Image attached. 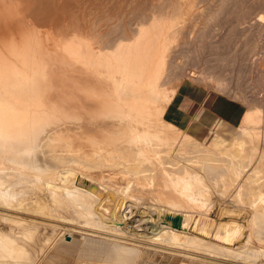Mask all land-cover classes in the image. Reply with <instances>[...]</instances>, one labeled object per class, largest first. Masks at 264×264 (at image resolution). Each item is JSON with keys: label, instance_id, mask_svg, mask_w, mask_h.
Returning a JSON list of instances; mask_svg holds the SVG:
<instances>
[{"label": "bare ground", "instance_id": "1", "mask_svg": "<svg viewBox=\"0 0 264 264\" xmlns=\"http://www.w3.org/2000/svg\"><path fill=\"white\" fill-rule=\"evenodd\" d=\"M260 11L264 0H0V264H33L31 246L40 231L74 221L102 236L98 244L107 249L101 261L80 264H134L142 246L154 243L192 259L233 254L244 221L220 220L209 232L201 209L198 218L186 208L211 203L196 164L211 175L240 168L231 185L240 194L258 182L251 174L264 175V130L248 134L255 142L247 165L242 144L235 155L185 157L191 144L207 148L166 123L163 114L183 86L179 77L188 75L186 60L206 49L224 68L259 70ZM263 82L260 74L249 83L254 113L264 112ZM251 111L242 125L254 121ZM260 119L254 122L264 123ZM67 163L72 167L65 169ZM102 167L130 171L167 205L148 211L83 173ZM59 179L64 184L57 186ZM254 195L241 211L259 227L264 199ZM166 215H180L181 227L173 228ZM79 240L89 246L93 239L80 234Z\"/></svg>", "mask_w": 264, "mask_h": 264}, {"label": "rangeland", "instance_id": "2", "mask_svg": "<svg viewBox=\"0 0 264 264\" xmlns=\"http://www.w3.org/2000/svg\"><path fill=\"white\" fill-rule=\"evenodd\" d=\"M260 14L264 17L263 11L262 12L260 11ZM263 37H264V35L261 37V39H259V42H258L259 43L258 44V46H259L258 51L259 52L257 51L259 54H257L255 56L256 58L259 57V59H264V54H263L264 53V44H263L264 38ZM206 51L208 54H210V51L208 49H206L204 51V54L206 56L204 54H202L203 56L201 57L200 56L201 54H200L199 56L196 57L197 60L195 58L186 60L185 63H188V61H189V63L191 62L192 67L190 66L189 63L187 65H185L186 68H188L186 70L188 75L187 74L185 75V73H183L184 75L179 77V80H181L180 78H183L181 81L182 85H185L186 83H195V84L205 86L216 94H222V95L229 97L230 99H232L234 101L243 103L247 109L245 114H249V112L253 109V104L251 103L250 98H249V94H250L249 93V83L253 82L257 78L258 75L264 74V63H263V61L258 62L259 63V70L255 69V67H254L252 69V71H250V72H248L247 70L241 71L240 69L237 70L238 68H236V67L224 68V66L223 67L220 66V64H218V62H216L215 60H212V59H215L214 55H212L213 58L210 59V56L206 53ZM207 56H208V58H207ZM255 57H253V59ZM191 58H193V57H191ZM198 60H200V61L198 62ZM195 61H197L198 64ZM193 64H195V65H193ZM188 65L192 70H190L189 67H187ZM190 71H192V72L196 71L195 72L196 74L194 73L195 77L193 75H191V76L189 75V73L193 74ZM205 73H207V74H205ZM200 74H204V75L200 76ZM203 76H204V78H203ZM201 79H203V81L204 80L205 81L203 82ZM216 80H220L222 82L221 86L217 85V83H215ZM177 83H178V81H177ZM216 85L221 87L220 88L221 91H219V88H216L217 87ZM216 90H218V91H216ZM259 96L262 99H264V84H263L261 92L259 93ZM254 111H251V113H250L252 116V119H254V121L256 122L258 119H260V117H257L259 115V116H262L260 120L263 121L264 112L262 111V109H261V111H260V109H259V111H256L257 112V113L255 112L256 114L254 113ZM255 116H256V118H255ZM163 119L166 123H168L164 117H163ZM253 122L251 124H245V125H242L243 122H241L240 125H237L234 127H229L224 123L223 124L219 123L218 129H220L222 132L225 133V137L223 138L219 135H215L214 141L218 142V144H217L218 147L209 148L211 146L204 144V142H207L212 137V135H213L212 132H213V128H214V126H213L204 135L203 139L201 138L202 139L201 141H199V139H197V138H194L197 143H202L204 145V147H206L207 149H203L198 144L196 145V147H195V145L191 144V146H189V149L191 147V149H190L191 151H189V149H188V153L186 154L185 157H196V156H200L201 153H202V155L210 154L211 151H212L211 154H214V155L216 154V156H218V157L219 156L224 157V153L228 150H231L233 152V154L235 155L237 153L236 151H238L236 148V147H238L237 145L242 144V148H243V150H245L244 151V157L245 158L242 161V163H243L242 165H247L248 162L250 161L249 157H252V155H253V153H251L252 149L254 147V144L252 143V141L255 140V139L254 140L252 139V141H251V137L248 134L250 133L251 130L256 129L255 133L258 131L263 132V130H264V123L256 124L255 122L254 123ZM168 124H170V123H168ZM252 124H254V125H252ZM179 136L183 137L182 133H179ZM249 142H250V144H249ZM192 143H194V142H192ZM197 147H199V148L197 149ZM192 149H193V151H192ZM208 149H209V151H208ZM205 150H207V152ZM194 151H195V153H194ZM198 151H199V154H198ZM203 152H205V153H203ZM228 159L229 160L234 159V161L237 160V158H234V157L233 158H226L225 164L226 163L228 164V162H229ZM218 164H217L219 166L218 168H224L225 167L224 165H223V167H221L222 165L220 163H218ZM67 165L72 167V165L70 163H67V164H65V169H66V167H68ZM196 166L198 167V168L196 167L198 170L200 169V172L203 171L200 175L203 177L202 180L205 179V181H203V182L205 185L208 186V188H209L208 190H210L208 193V196L211 197V199L209 198L211 203L209 202L210 203L209 205L208 204H205V205L198 204V205H194V206L191 205L190 207H186V208H187V210L194 212V214L196 213L195 215L198 214L197 217L200 215V213L203 216L205 215L204 217L200 215L199 216L200 218L199 217L198 218L200 220H202V222L206 221V222L202 223L203 224L202 227L207 228L209 232H211V231L214 232V230H216L214 228H211L212 225L216 224V226L219 227L218 222L220 220L223 221L226 219L228 220V219H232V218H239L241 221H244L243 225L241 226L240 233H238V235L240 234L239 239H241V237H243V238L241 239L239 246L234 247L236 249L231 251L233 254L234 253L235 254L234 255L231 254L229 256H221L220 254L219 255L212 254L211 255L212 259L208 258V257L204 258V257H200V256L196 257V259H192L191 257H189L187 255H180L179 253L172 252L168 249H165L164 247H159L160 245L158 243H154V244L142 246L141 249H142V253L144 254V256H146L147 254L149 255V253H150V256L148 258L146 257L144 259H141V261L138 264H252V263L253 264L263 263L264 264V225L262 224L258 227V226H253L252 223H250V222L248 224V220L246 219L245 216H243V214H242L243 211H241L242 210L241 205L243 204L242 202L245 200L251 199V195L255 194L254 196H256L260 193V195L264 199V175L261 174V176H260L259 174L258 175L251 174V176H255V178L259 176L256 179H254V177H251L252 180H254V181L258 180V182H256V183L249 182V184H248L249 186L245 185L244 186L245 189L241 188L240 194L239 193L237 194V190H235L234 188L232 189L231 185L233 184V181L237 178V174L240 173V170H241L240 168L236 172H233V173L230 172L229 173L228 167H225L221 171L218 170V174L216 172V173H214V175H213V173L211 175V174L206 173L205 170L201 169L205 166L203 163H197ZM100 170L103 172H101ZM110 170H111L110 168L107 169V167H105V168L102 167L100 169L99 168H97V169H85V170H83V173L85 175L89 173L88 176L94 178L95 180H100V178H102V182L104 183L105 186H111L115 191L116 190L118 191V192L117 191L116 192L119 196H124V197H126V199L132 200V203H134V201H136L139 204L143 203V204L147 205L148 211L151 210L149 208L152 205H156L157 203L160 205H167V203L164 200V199H166L165 196H157V192L154 191L153 189H151L149 187L144 188L146 186L143 187L141 185V183H142L141 181H138L135 176H130V174H129L130 171L125 170L124 173H119L117 171V169H115L114 171H112V170L110 171ZM225 170H227V172H224ZM126 174H127V176H126ZM122 175L125 179L122 177ZM229 175H231V176H229ZM130 177H132L133 181L131 180ZM251 178H250V180H251ZM114 180H115V182H114ZM61 181H60V179H59V181L56 180L55 184H57V182H58V184L61 183V185L64 184V182L63 181L61 182ZM107 182L109 183V185ZM58 184H57V186H59ZM26 185L30 186V184L28 185L27 183H26ZM114 186H116V187H114ZM126 187H127V190H126ZM124 188H125V190H124ZM122 189H123V191H122ZM16 190L19 191L20 193L21 192H26V193L28 192L27 194L38 193L37 190H31L30 187L27 188V190L25 188L22 189L21 187H18V189L16 188ZM123 192H125V194H123ZM130 193H132V194H130ZM237 196H239V197H237ZM132 197H134V199ZM157 200H158V202H156ZM262 206L264 207V205H262ZM198 207H199V209H198ZM161 209H163V208H161ZM263 210H264V208H263ZM198 212H200V213H198ZM70 213H73V212L71 211ZM240 215H241V217H240ZM216 217H217V219H216ZM214 218L216 219V221L214 220ZM51 224H54L55 227H53V228L49 227L43 231L41 230L40 231L41 237L39 238L40 240L35 242V244H32V246H31L34 249V252L36 251L35 252L36 256H34L33 264H39L40 260L42 259L43 255L45 254L48 247L51 244H55L56 242H63L66 238H68L67 233L68 232L70 233V231H71V234L74 236L71 238L80 239V234H81V235L86 236V238H89V239L95 238L98 240H102V242H104V240L101 238L102 236L92 235L91 232L89 231V229L80 225L77 222L75 223V221L69 222V224H72V225L61 223V222H56V223H51ZM9 228L12 230L16 229V227L12 226V225ZM67 228H69L70 230ZM243 229H244V232L241 234V231H243ZM247 230H248V232H247ZM13 231L18 232L17 229H16V231L15 230H13ZM65 231H67V232H65ZM246 234L249 236H246ZM98 237H100V238H98ZM214 237H215L214 235L209 236V238H211L209 241L212 240L211 242L216 243L214 241L217 238L216 237L214 238ZM213 239H215V240H213ZM47 240H49V241H47ZM216 241H218V239ZM216 244H218V243H216ZM33 246H35V247H33ZM251 253H253V255ZM160 255L163 256L162 259H157V257H159ZM213 255H215L217 259L214 258ZM250 255H252V256H250ZM137 259L135 262H137ZM223 259H225V260H223ZM255 260H256V262H254ZM135 262H134V264H135Z\"/></svg>", "mask_w": 264, "mask_h": 264}, {"label": "crops", "instance_id": "3", "mask_svg": "<svg viewBox=\"0 0 264 264\" xmlns=\"http://www.w3.org/2000/svg\"><path fill=\"white\" fill-rule=\"evenodd\" d=\"M246 110V106L241 102L216 94L205 86L186 83L183 87L179 86L167 104L163 117L178 130L199 141L214 126L212 137L204 144L211 146L209 148H216L218 142L214 141L215 135L225 137V133L218 129L219 123L229 127L240 125ZM100 242L102 243V240L94 238L92 243L86 246L83 240L68 237L63 242L51 244L39 264H80L84 261H101L107 249L98 244ZM149 256L150 253L146 256L142 253L135 264ZM162 257L160 255L157 259Z\"/></svg>", "mask_w": 264, "mask_h": 264}, {"label": "water", "instance_id": "4", "mask_svg": "<svg viewBox=\"0 0 264 264\" xmlns=\"http://www.w3.org/2000/svg\"><path fill=\"white\" fill-rule=\"evenodd\" d=\"M181 216L180 215H175V216H170L166 215L165 216V221L170 222V225L173 228H180L181 227Z\"/></svg>", "mask_w": 264, "mask_h": 264}]
</instances>
